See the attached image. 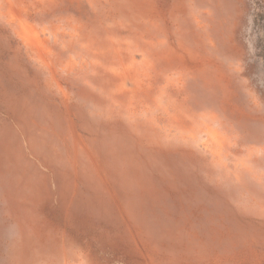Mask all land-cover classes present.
<instances>
[{
	"label": "rangeland",
	"instance_id": "rangeland-1",
	"mask_svg": "<svg viewBox=\"0 0 264 264\" xmlns=\"http://www.w3.org/2000/svg\"><path fill=\"white\" fill-rule=\"evenodd\" d=\"M0 264H264V0H0Z\"/></svg>",
	"mask_w": 264,
	"mask_h": 264
}]
</instances>
